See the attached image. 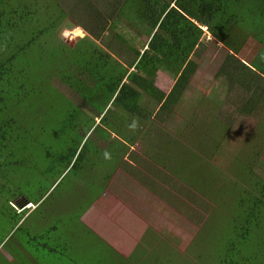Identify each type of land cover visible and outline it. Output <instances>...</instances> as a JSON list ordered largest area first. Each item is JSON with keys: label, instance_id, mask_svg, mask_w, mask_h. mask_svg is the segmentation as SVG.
I'll return each mask as SVG.
<instances>
[{"label": "rangeland", "instance_id": "374dc122", "mask_svg": "<svg viewBox=\"0 0 264 264\" xmlns=\"http://www.w3.org/2000/svg\"><path fill=\"white\" fill-rule=\"evenodd\" d=\"M74 1L67 0V21L55 32V39L71 48L85 36L84 30L74 28V20L84 23L76 15ZM87 1L103 15L111 12L113 0ZM67 23L72 26L66 27ZM123 24L121 38L131 41L128 24ZM130 29L128 34L138 37L137 30ZM140 38L147 41L146 35ZM55 39L35 47V72L44 94L38 92L32 101L21 104L25 129L1 159L0 264H222L237 214L227 199L229 195L239 199L243 193L239 189L230 194L221 184L203 186L198 173L212 169L202 170L203 160L189 151L180 149L175 154L180 179L171 172L173 164L166 170L155 159L170 141L185 147L198 131L218 119L225 131H220L221 146L210 162L230 179L236 160L248 163L250 159L253 172L264 181V102L251 114L241 111L245 92L220 71L228 49L209 35L204 39L192 57L196 71L166 118L157 119L158 105L143 95L142 114L148 124L122 155L117 140L132 131L125 132L115 120L122 117L129 122L132 116L114 106L109 114L114 126L109 131L100 126L93 109L52 76L61 65L51 63L49 57L42 65L44 51L61 53ZM112 40L111 50L117 54L120 43L116 37ZM259 47L249 39L237 57L249 63ZM124 55H128L126 50ZM173 83L171 74L159 70L156 84L160 90L167 95ZM198 145L188 148L195 150ZM74 149L76 166L66 169L61 157ZM105 151L110 153L108 160L103 158ZM201 157L207 159L204 154ZM182 178L209 196L188 187ZM99 181L108 182L104 201L96 193ZM87 200L94 209H88L85 217L95 223L99 235L79 222ZM27 201L33 206L23 211ZM129 249L133 254H128ZM246 255L253 261L246 262ZM241 259L244 264H264V242L253 241ZM231 260L236 262L235 256Z\"/></svg>", "mask_w": 264, "mask_h": 264}, {"label": "trees", "instance_id": "16d2710c", "mask_svg": "<svg viewBox=\"0 0 264 264\" xmlns=\"http://www.w3.org/2000/svg\"><path fill=\"white\" fill-rule=\"evenodd\" d=\"M74 6L78 11L76 15L84 21L73 19L74 28L84 30L85 36L71 48L55 39V32L68 18L67 0H0V167L3 153L19 141L25 129L23 112L19 109L21 104L32 101L33 96L40 92L41 85L34 66L38 56L34 52L35 47L47 45L54 39L62 51L60 54L54 49L50 53L44 51L42 65H46L48 57L51 63L61 65L52 76H57L93 109L96 119L101 120L100 126L103 124L108 131L114 126L113 120L109 119L114 106L132 116L129 122L122 117L115 120L122 124L125 132L131 130L129 125L133 120L137 122L136 130H131L125 139L117 140L122 155L129 152L148 124L147 116L142 114V96H148L158 105L154 115L157 119L166 118L195 73L197 64L192 57L208 35L228 49L220 71L245 92L241 111L251 114L263 104L264 0H113L108 15H103L87 0H75ZM123 23L128 24L127 37L131 41L121 38L125 31ZM71 26L70 23L66 25ZM131 26L137 30L138 37L128 34ZM141 35H146L147 41H141ZM113 37L120 43L116 46L117 54L111 50L115 44ZM249 39L260 47L249 63H245L237 54ZM102 41L106 44L102 45ZM161 69L174 78L167 95L156 84ZM40 93L44 94L43 91ZM68 118L77 122L72 115ZM223 129L215 119L208 128L198 131L196 137L186 143L188 146L185 144L187 148L178 142L167 141L168 149L165 145L160 159L155 161L161 162L166 170H170L169 165L173 164L171 172L178 178L175 154L180 149L181 152L189 151L203 160L202 170L212 169L203 175L198 173L203 186L225 185L230 194L233 190H241L243 194L239 199L231 195L227 199L237 214L222 264H244L241 257L247 253V247L253 241L264 242V181L253 172L250 159L248 163L237 159L233 164L234 178L230 179L213 166L210 158L215 157L220 149V131L224 132ZM197 143L195 150L188 148L190 145L196 147ZM198 151L207 159L202 158ZM76 152L74 149L61 157L67 164L66 169L76 166V163L73 165ZM182 179L188 187L209 196V192L202 191L190 179ZM31 203L27 201L24 208ZM234 256L236 262L231 260ZM251 258L244 256L246 262L253 261Z\"/></svg>", "mask_w": 264, "mask_h": 264}, {"label": "crops", "instance_id": "0c3cea01", "mask_svg": "<svg viewBox=\"0 0 264 264\" xmlns=\"http://www.w3.org/2000/svg\"><path fill=\"white\" fill-rule=\"evenodd\" d=\"M111 178V177H110ZM113 178V177H112ZM111 181H112V179H111ZM110 181V182H111ZM100 182V187H99V189L96 191V193L98 194V193H100V197L98 198V199H100V201H104V198H106L107 197V192L106 191H108L107 189H108V182H103V181H99ZM106 190V191H105ZM102 196H104L103 198H102ZM96 200H97V198H96ZM95 200V201H96ZM158 200V199H157ZM89 201L90 200H87L86 202L89 204ZM95 201H94V203H95ZM159 202L161 201V200H158ZM162 202V201H161ZM91 204V203H90ZM90 204L88 205V207H87V209L85 210V211H83V213H82V215L80 216V221L79 222H81L82 224H84V225H86L87 226V228H89L90 230H93L94 232H96L98 235H99V232L95 229V223H93V222H91V221H89L88 220V217H85V215L87 214V210L89 209V210H91V209H94L93 208V206H90ZM161 204V203H160ZM25 206H26V204H25ZM25 206H22L21 207V209H24V207ZM31 206H33L32 205V203L31 204H29L27 207L28 208H30ZM91 207V208H90ZM34 208V207H33ZM91 212H93V211H91ZM90 212V213H91ZM89 213V214H90ZM89 216V215H88ZM105 242V241H104ZM126 251H128V254H133V252H132V250L131 249H129V250H126ZM8 258L9 259H12V256L11 255H8Z\"/></svg>", "mask_w": 264, "mask_h": 264}, {"label": "clouds", "instance_id": "9594fccd", "mask_svg": "<svg viewBox=\"0 0 264 264\" xmlns=\"http://www.w3.org/2000/svg\"><path fill=\"white\" fill-rule=\"evenodd\" d=\"M129 128H130L131 130H133V131L136 130V128H137V122H136L135 120H133V122L129 125ZM103 158H104L105 160L110 159V158H111L110 153L107 152V151H105V152L103 153ZM26 208H27V207H26ZM26 208H24L23 211L26 210Z\"/></svg>", "mask_w": 264, "mask_h": 264}, {"label": "built area", "instance_id": "2783aa9c", "mask_svg": "<svg viewBox=\"0 0 264 264\" xmlns=\"http://www.w3.org/2000/svg\"><path fill=\"white\" fill-rule=\"evenodd\" d=\"M70 31H75V30H70Z\"/></svg>", "mask_w": 264, "mask_h": 264}]
</instances>
